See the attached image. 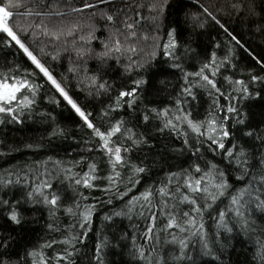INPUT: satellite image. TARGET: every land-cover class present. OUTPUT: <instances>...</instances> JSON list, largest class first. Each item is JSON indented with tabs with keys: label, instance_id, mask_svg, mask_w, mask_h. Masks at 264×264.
<instances>
[{
	"label": "snow or ice",
	"instance_id": "snow-or-ice-1",
	"mask_svg": "<svg viewBox=\"0 0 264 264\" xmlns=\"http://www.w3.org/2000/svg\"><path fill=\"white\" fill-rule=\"evenodd\" d=\"M231 8L264 37V0ZM227 14L214 0H0V128L38 120L50 144L71 141L0 173V264H114L125 250L128 264H236L238 245L264 264V47ZM65 54L74 85L53 67ZM55 109L74 114L71 133ZM26 230L39 236L19 251Z\"/></svg>",
	"mask_w": 264,
	"mask_h": 264
},
{
	"label": "trees",
	"instance_id": "trees-1",
	"mask_svg": "<svg viewBox=\"0 0 264 264\" xmlns=\"http://www.w3.org/2000/svg\"><path fill=\"white\" fill-rule=\"evenodd\" d=\"M187 3L188 0H185ZM220 9L225 13H229L223 16V20L228 23V25L234 29L245 42L249 43L256 51H260V47H264V37L259 34V26L254 25L251 28L247 19H243V13L236 11L231 8V5L234 3V0H214ZM174 19V17H173ZM97 35H101L98 33ZM221 35H223L221 33ZM188 39H192L191 36ZM201 48H211L208 36H203L197 41ZM96 48H99V44L95 43L93 45ZM222 54V53H220ZM6 56V53H0V59ZM10 59V57H9ZM72 58L65 54L60 63L54 64L56 73L59 75H68L69 83L75 84V79L72 78V74L67 72V69L71 65ZM95 61H89V71L91 72L92 65L95 64ZM249 63L246 56L243 57L241 61L237 62V69L234 72L229 74L234 77H238L239 74L246 70V66ZM189 68H193L192 62L189 63ZM117 69H113L109 74L108 78L116 79L117 83H120L121 80L118 76ZM179 80L175 77H170L165 84L159 85L160 88L165 89L159 97H151L157 103H161L165 100L167 92L174 91L176 85H178ZM73 95L79 97L82 104L88 106L89 110L96 113L100 106V101L92 100L85 98L83 93H80L75 88H73ZM43 106V105H42ZM49 110H52L49 106ZM57 115V122L61 127H65L69 133H71L75 128V116L70 113L67 109H55ZM255 119L260 120L261 115L260 109H254ZM51 126L48 123H41L40 121H28L23 127L16 126L15 128L9 126L7 128H0V173L4 172L6 169H12L23 164L25 161H31L33 159H42L48 155L64 156L67 151H71V141H62L59 139H54L52 143H49L48 136L50 133ZM40 145L41 150L39 152H33L26 147L27 144ZM106 210V209H105ZM102 217L100 214H97L96 223L94 224V231L99 230V225L101 223ZM127 226V221L122 222L118 225L119 228H124ZM117 229V230H118ZM39 233L33 230H26L18 239L20 241L19 251L23 250V247L27 246L29 242H33L38 239ZM93 247L92 242H89L88 249L89 255H91V249ZM250 257V251L246 250L245 245H238L235 254L233 255V260L236 264H245V260ZM129 257L127 256V251L125 250L124 254L117 255L115 257L109 256V260H114V264H128ZM87 264V261L84 262Z\"/></svg>",
	"mask_w": 264,
	"mask_h": 264
}]
</instances>
